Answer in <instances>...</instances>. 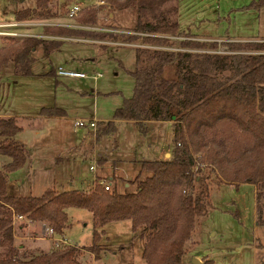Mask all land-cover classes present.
Here are the masks:
<instances>
[{
	"label": "trees",
	"instance_id": "16d2710c",
	"mask_svg": "<svg viewBox=\"0 0 264 264\" xmlns=\"http://www.w3.org/2000/svg\"><path fill=\"white\" fill-rule=\"evenodd\" d=\"M167 1L110 0L116 9L137 12L136 23L129 29L133 33L122 39L140 40L145 47L135 48L132 96L94 131L99 138L115 130V120H131L145 134L144 122L171 120L170 158L140 161L139 172L127 181L134 184L130 191H106L96 181L88 190L49 188L37 196L12 195L8 193L9 174L26 164L29 151L15 138L21 129L18 118L0 116V264H85L78 259L80 251L97 258L103 250V227L120 220H130L132 231L139 229L145 239L141 254L145 264H182L183 256L197 243L195 232L201 218L212 208L211 190L221 183L253 184L259 215V203L264 201V42L224 41L221 44L231 53H213L210 50H216L219 43L195 40L194 34L180 30L177 6L167 7ZM46 3L37 0V6ZM249 7H264V0L253 1ZM102 10L103 6L83 9L76 21L95 25ZM36 13V8L27 7L14 15L23 21ZM42 30L51 37L26 36L1 46L0 71L11 61L16 73L29 75L31 53L39 46L46 55L58 50L65 40L61 38L115 37L64 25ZM181 35L185 39H175ZM64 113L60 108L43 107L39 116ZM70 207L92 214L89 246L61 245L34 254L14 243V216L44 222L55 235H62ZM256 223L264 224V220L256 219ZM202 264L214 262L205 259Z\"/></svg>",
	"mask_w": 264,
	"mask_h": 264
},
{
	"label": "rangeland",
	"instance_id": "374dc122",
	"mask_svg": "<svg viewBox=\"0 0 264 264\" xmlns=\"http://www.w3.org/2000/svg\"><path fill=\"white\" fill-rule=\"evenodd\" d=\"M76 1L87 0H47V3L41 6H37V0H0V47L28 34L42 35L43 27L52 25L68 24L72 25L68 27L108 32L115 36L111 38V35H108L103 39L81 35L69 37L62 42L58 50L47 55L39 46L31 53L33 61L29 75L16 73L12 63L3 68L0 84L1 104L7 111L27 116H17L21 129L15 134V138L25 140L30 145L28 151L33 150L26 165L15 172L22 180L21 185L9 187V194L37 196L46 189L55 190L52 181L53 175L56 174L54 165L57 161L62 162L59 158L64 160L69 155L74 160L66 169L60 170V190H87L97 175L116 184L119 191H130L134 189L133 183L121 177L126 176L128 180H132L137 175L139 162L133 160L143 156L148 160L159 157L165 159L164 154L171 150V135L166 137L170 126L166 123L159 127H156L157 124H150L143 136L134 122L120 121L116 123L113 134L118 145L113 158L116 160L118 156L124 161H116L114 164V160L109 159L105 164H100L88 157L94 150V130L105 125H101L97 118L112 119L115 110L125 99L132 96L135 79L130 71L136 67L135 47L145 46L140 40L134 41L138 44L134 47L118 44L122 42L123 35L132 34L129 29L134 26L137 18L134 9L119 10L109 5L99 14L95 25H81L77 23V17L70 20L66 16L69 5ZM253 1L256 0H168L165 6H177L175 17L181 30L197 35L193 39L208 44L217 41L218 48L210 51L228 54L231 52L221 44L224 41L264 42V7L250 8L249 5ZM27 7L36 8L37 13L25 19L29 21L28 24H19L14 14ZM42 11L48 13L40 14ZM106 13L112 14L108 20H105ZM9 32L19 35L13 36ZM175 39L185 37L181 35ZM91 40L97 42L92 43ZM59 67L88 75L100 73L101 77L93 80L90 77L71 78L50 73ZM42 107L60 108L65 111V115L49 120L38 118ZM90 118L97 120L96 128L93 129L95 136L90 133L92 129L74 125L77 119ZM100 138L101 136L96 140ZM109 144L110 147L114 145L112 142ZM161 147L167 151L158 153ZM103 154L107 155V150H104ZM156 154L158 157H153ZM79 155L82 156L80 160ZM102 158L101 156L100 159ZM90 165L94 166V170L89 169ZM67 171L73 174L72 183H68L67 177H63L67 175ZM82 171L86 172V176L81 175ZM143 174L142 172L140 176ZM110 188L113 189L112 185ZM211 204L212 208L201 218L195 232L197 243L189 251L190 259L183 258V264H190L191 258L197 255L205 256L201 258L202 262L205 259H213L216 264H264V224L255 225L254 185H216L211 190ZM259 206V215L255 213V219L263 221V200ZM67 214L69 220L63 231L67 239L79 248L89 246L93 233L91 212L70 207ZM130 225L129 221L108 223L103 227L105 231L100 241L103 250L99 256L94 258L87 250H81L78 259L85 264H145L141 256L145 239L139 231L134 233ZM22 232L18 237H14L15 244L26 241L27 250L30 249L34 254L49 250L48 238L40 241L32 238L26 240L23 239L26 232ZM28 234L34 235L33 232ZM53 235L60 236L52 233ZM61 245L64 244L60 243L59 246Z\"/></svg>",
	"mask_w": 264,
	"mask_h": 264
},
{
	"label": "crops",
	"instance_id": "0c3cea01",
	"mask_svg": "<svg viewBox=\"0 0 264 264\" xmlns=\"http://www.w3.org/2000/svg\"><path fill=\"white\" fill-rule=\"evenodd\" d=\"M180 29V28H179ZM181 30V29H180ZM130 33H133V32H131V31H129ZM42 36L43 37H51V36H49V35H44V34H42ZM195 36H197V35H195ZM61 39H65L66 40V38H61ZM202 39V38H201ZM200 39V40H201ZM205 39H207V40H222L221 38L220 39H209V38H203V40H205ZM136 41H138V40H136ZM135 41V42H136ZM91 42L92 43H96L97 41H93V40H91ZM118 44H119V46H124V47H134V46H137L138 44H135L134 42H127V41H124L123 39H122V42H118ZM102 45V44H101ZM102 46H106V44H103ZM136 48V47H135ZM10 63H12L11 61H9V62H7L6 64H4L3 66H2V69H1V71H0V84H1V80H2V70H3V68L5 67V66H7L8 64H10ZM13 66V65H12ZM55 70H56V68H55ZM54 70V71H55ZM54 75L55 76H57L56 75V73H54ZM101 77V76H100ZM71 78H75V77H71ZM97 80V79H96ZM43 108V107H42ZM65 112V111H64ZM39 115V114H38ZM64 115H65V113H64ZM63 115V116H64ZM0 116H15V117H17V116H21V117H27V116H22V115H19V114H15L14 112H12V111H7L6 110V108L4 107V105L3 104H1V100H0ZM63 116H38V118H43V119H45V120H49V119H58V118H62ZM30 117H33V116H30ZM34 117H37V116H34ZM33 119H35V118H33ZM98 119V122H101V125H104L108 120H110V119H102V120H100L101 118H97ZM123 122V121H125V122H127V121H131V120H115V130H116V123L117 122ZM131 122H134V121H131ZM135 123V122H134ZM164 123H166L168 126H170V129H169V131L167 132V135H166V137L170 134L171 135V145H172V139H173V122L171 121V120H165V121H156V120H148V121H146V122H144V124H145V127H146V133H147V131H148V129L150 128V124H157L156 125V127H159V126H161V124H164ZM136 124V123H135ZM138 127V126H137ZM115 130L113 131V132H111L110 134H106V135H103V136H101V138L99 139V140H96V138H94V142L92 143L93 144V147H94V150H93V152H91L90 153V155H88V157H90V159H91V161H96V162H98V163H100V164H105V161H109V159H111V160H114L113 162H114V164H115V162L117 161V162H123L124 160H122L121 158H118V156H116V160L113 158V156H115V153H116V151L118 150L117 149V147H118V145H117V143H116V141H115V139H114V137H113V134L115 133ZM90 133L91 134H93V136H95V134H94V132H93V130H90ZM140 133V132H139ZM145 133V134H146ZM141 134V133H140ZM145 134H141V135H143V136H145ZM153 140L154 139H152L151 140V144H153ZM18 141H20V142H22L27 148H29L30 147V145L25 141V140H22V139H18ZM113 143L114 145H113V147H110V144L109 143ZM91 144V145H92ZM156 145H158V143L156 144ZM168 146L170 145V143L169 144H167ZM74 149V148H73ZM104 150H107V155H104L103 154V152H104ZM171 150H172V148H171ZM171 150L169 151V152H167V153H165L164 155H165V159H167V155H169V157L168 158H170V156H171ZM161 151H163V153H164V151L166 152L167 150H164V148H160L159 150H158V153H160ZM73 152V151H72ZM118 153V152H117ZM31 154H33V150H31L30 152H29V157H28V159H27V161L28 160H30V155ZM86 155V154H85ZM85 155H83V156H85ZM101 156L103 157L102 158V160L100 159L101 158ZM81 157L82 156H78V160H80L81 159ZM153 157H158V154H156V156H153ZM59 158V157H58ZM145 158H147L146 156H143L142 158H138V159H135V160H133V161H135V162H140V161H143V160H148V159H145ZM157 159H161L160 157L159 158H157ZM58 160H62V162H59V161H57V163L54 165V167H55V173L56 174H54L53 175V183H54V187H55V191H57V192H60V191H64V190H71L70 188H68V189H63V190H60V188H58V186L60 185V170L61 169H66V166L71 162V161H73L74 160V158L71 156V155H69V156H67V157H65V159L63 160V158H59ZM151 160H155V159H151ZM1 162H2V159L0 158V164H1ZM27 163V162H26ZM113 164V165H114ZM26 165V164H25ZM24 165V166H25ZM23 166V167H24ZM90 166H93V165H90ZM22 167V168H23ZM89 169L90 170H94V166H93V168H90L89 167ZM20 170V169H19ZM16 171H18V170H16ZM16 171H14V172H12V173H10L9 174V181H8V189H9V187H12L13 185H21V183H22V180H21V178H20V176L18 177V176H16L15 175V172ZM68 173H67V175L66 176H63V177H67V181H68V183H72L73 181V174H71L69 171H67ZM81 175L82 176H86V172L85 171H82L81 172ZM114 177H115V175H113ZM119 177H121L120 175H119ZM123 180H125V181H131V180H128V178L126 177V176H122L121 177ZM96 180H98V182H100V181H105V183H109L110 185H112V187L113 188H115L116 190H117V185L116 184H113L112 182H110V181H106V180H104V179H102V177L101 176H97L96 175V178H95ZM93 180V182H92V185H93V183H94V181H96V180ZM100 180V181H99ZM56 185H57V188H56ZM92 185L90 186V188L92 187ZM134 185V184H133ZM127 186V185H126ZM89 188V189H90ZM254 188H255V186H254ZM85 190V189H84ZM88 190V189H87ZM119 191V190H118ZM255 204H256V202H255ZM68 209V208H67ZM67 209H66V212H67ZM256 213V205H254V220H255V225L257 226V223H256V219H255V214ZM67 216H68V214H67ZM69 220V217H68V219H67V221ZM122 221H129L130 222V220H120V221H118V222H122ZM111 222H113V221H111ZM108 223H110V222H108ZM108 223H106L105 225H107ZM131 224V223H130ZM66 225H67V223H66ZM131 226V225H130ZM47 228H48V225H46V223H44V222H41V221H33V220H30V219H28L26 216H22V218H20V219H15L14 220V223H13V232H14V237L16 238V237H18V234L19 233H23L22 231L24 230L25 232H26V235L25 236H23L24 238L23 239H36V240H43L44 238H48V240H50V245L48 246L49 247V250L51 249V248H54V247H56L55 245V242H54V239H53V237H54V235L52 236V233H49V231H47ZM139 230V229H138ZM138 230L137 231H135L134 233H136V232H138ZM104 231H105V229H104ZM30 232H33L34 233V235L33 236H31V235H29L28 233H30ZM36 233V234H35ZM65 232H63V234L61 235V237H63V238H65L68 242H70L68 239H67V237L65 236V234H64ZM39 234H41V236L39 235ZM39 235V236H38ZM71 243V242H70ZM101 243V242H100ZM17 245H20V246H24V248L25 249H27L26 248V241H24V242H19V243H16ZM102 244V243H101ZM144 244V242L142 243V245ZM71 245H73V243H71ZM75 245V244H74ZM30 250V249H29ZM28 250V251H29ZM48 250V251H49ZM186 257H188L189 259H190V254H189V252L186 254V255H184L183 256V258L185 259ZM197 257H198V259L201 261V263H202V260H201V258L202 257H205V256H202V255H197ZM183 258H182V264H183ZM213 260V259H212ZM214 264H216L215 262H214Z\"/></svg>",
	"mask_w": 264,
	"mask_h": 264
},
{
	"label": "built area",
	"instance_id": "2783aa9c",
	"mask_svg": "<svg viewBox=\"0 0 264 264\" xmlns=\"http://www.w3.org/2000/svg\"><path fill=\"white\" fill-rule=\"evenodd\" d=\"M112 6L110 0H87L85 2H79L76 1L74 3H72L71 5H69L67 11H66V16L68 19L70 20H74L83 9L86 8H95V7H100L103 6L104 9H106L108 6ZM111 13H106L105 14V20L109 19V17L111 16ZM23 22V23H21ZM28 20H23V21H18L19 24H28ZM13 24V23H12ZM64 26H72V25H64ZM10 35H19L18 33L15 32H9ZM26 36H32V35H26ZM42 36V35H39ZM55 73L57 76H65V77H75V78H86V77H90L93 80L98 79L101 74L100 73H93L91 75H88L84 72H80V71H74V70H65L61 67L57 68L55 70ZM96 124H97V120L94 118H90V119H77L74 121V125L76 127H85L87 129H95L96 128ZM90 168H93V166H90ZM100 183L103 185L104 189L106 191H111L112 189L110 188V184L109 183H103L102 181H100ZM22 218V216L20 215H16L13 217V223L15 219H20ZM47 231H49V233H53V230L48 227ZM54 234V233H53ZM55 242V246L58 247L59 244L63 243L64 245H71V243H69L65 238L61 237V235L59 237H53Z\"/></svg>",
	"mask_w": 264,
	"mask_h": 264
},
{
	"label": "water",
	"instance_id": "95a60500",
	"mask_svg": "<svg viewBox=\"0 0 264 264\" xmlns=\"http://www.w3.org/2000/svg\"><path fill=\"white\" fill-rule=\"evenodd\" d=\"M190 264H201V261L197 257H192Z\"/></svg>",
	"mask_w": 264,
	"mask_h": 264
}]
</instances>
